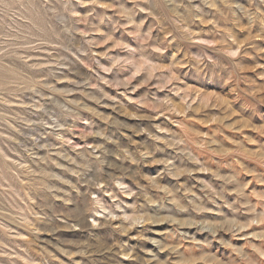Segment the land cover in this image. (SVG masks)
Returning <instances> with one entry per match:
<instances>
[{"label":"rangeland","instance_id":"1","mask_svg":"<svg viewBox=\"0 0 264 264\" xmlns=\"http://www.w3.org/2000/svg\"><path fill=\"white\" fill-rule=\"evenodd\" d=\"M0 264H264V0H0Z\"/></svg>","mask_w":264,"mask_h":264}]
</instances>
